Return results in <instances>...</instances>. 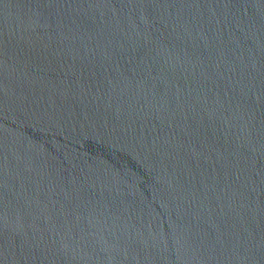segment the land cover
I'll list each match as a JSON object with an SVG mask.
<instances>
[{
    "label": "water",
    "instance_id": "obj_1",
    "mask_svg": "<svg viewBox=\"0 0 264 264\" xmlns=\"http://www.w3.org/2000/svg\"><path fill=\"white\" fill-rule=\"evenodd\" d=\"M0 264H264V0H0Z\"/></svg>",
    "mask_w": 264,
    "mask_h": 264
}]
</instances>
